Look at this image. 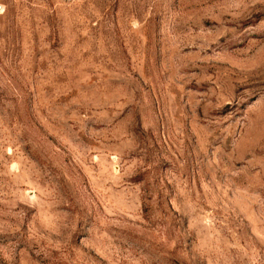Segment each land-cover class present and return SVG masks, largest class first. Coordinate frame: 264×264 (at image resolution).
I'll return each mask as SVG.
<instances>
[{
  "label": "rangeland",
  "instance_id": "rangeland-1",
  "mask_svg": "<svg viewBox=\"0 0 264 264\" xmlns=\"http://www.w3.org/2000/svg\"><path fill=\"white\" fill-rule=\"evenodd\" d=\"M0 264H264V0H0Z\"/></svg>",
  "mask_w": 264,
  "mask_h": 264
}]
</instances>
